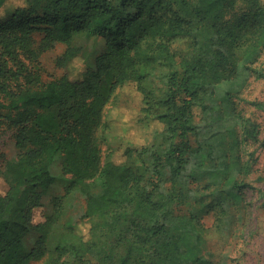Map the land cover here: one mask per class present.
<instances>
[{"label":"trees","instance_id":"16d2710c","mask_svg":"<svg viewBox=\"0 0 264 264\" xmlns=\"http://www.w3.org/2000/svg\"><path fill=\"white\" fill-rule=\"evenodd\" d=\"M97 38L88 64L85 43ZM57 43L62 72L46 79L40 56ZM263 51L261 0H0V138L15 149L0 150V264H230L229 248L205 242L202 215L240 235L250 168L233 98L262 75ZM125 88L140 96L133 124L105 110ZM140 127L135 143L127 135ZM134 155L157 183L143 182ZM56 161L70 177L46 212ZM73 192L83 212L57 229Z\"/></svg>","mask_w":264,"mask_h":264},{"label":"rangeland","instance_id":"374dc122","mask_svg":"<svg viewBox=\"0 0 264 264\" xmlns=\"http://www.w3.org/2000/svg\"><path fill=\"white\" fill-rule=\"evenodd\" d=\"M264 5V0H261ZM82 42V40H79ZM104 41L102 39H92L85 43L84 56L88 64H92L94 56L102 49ZM173 46L179 51H187L189 49V41L182 38L176 39ZM65 45L57 43L53 48L44 51L40 60L45 69L43 77L48 79L50 76L61 74V69L55 64L57 57L63 52ZM254 66L257 71H262V75L253 72L242 90L233 98L237 109L246 118L247 130L240 131V159L243 162H249V174L247 177L248 186L243 189V219L244 224L240 229V235L236 239H232L235 225L229 224L221 228L215 225V213L213 211L202 215V221L205 226V242L208 246L216 249L218 252L230 249V264H264V51ZM257 103V104H255ZM116 104V105H114ZM140 96L134 90L125 88L117 90L110 103L106 106L107 114L116 113L115 107H119L122 111V117L128 119L130 124L134 123V119L130 117L131 108L140 105ZM115 106V107H114ZM136 111V110H135ZM127 137L141 142L145 139L146 134L140 128H133ZM143 130V131H142ZM254 133L253 135L251 133ZM6 133L0 138V150L7 156H11L14 152L13 141ZM188 141L194 143V136L189 135ZM113 140L110 144L114 149L113 156L120 158L122 153L121 146H114ZM106 145L103 146L104 154L108 152ZM134 160L138 168L143 172L144 183H157L156 176L145 171L142 160L134 155ZM51 172L55 176V181L50 185L47 192L43 196L45 211L52 210V197L62 196L65 193V185L69 180V175L62 172L59 161L51 165ZM160 180V179H159ZM160 186L166 188L168 181L162 179ZM66 215L57 224V229L63 223L67 216L77 219L83 212L84 198L78 192L69 194L65 199ZM235 214L232 212L222 214L223 218L231 219ZM243 235V236H241ZM36 238L35 233H30L25 238L27 247H32ZM52 239H50V243ZM40 264V261L35 262Z\"/></svg>","mask_w":264,"mask_h":264}]
</instances>
